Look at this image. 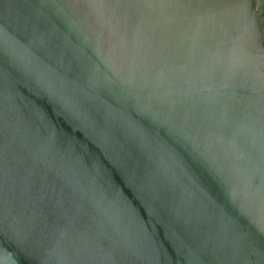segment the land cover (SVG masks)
Segmentation results:
<instances>
[{
  "label": "water",
  "instance_id": "water-1",
  "mask_svg": "<svg viewBox=\"0 0 264 264\" xmlns=\"http://www.w3.org/2000/svg\"><path fill=\"white\" fill-rule=\"evenodd\" d=\"M260 0H0V264H264Z\"/></svg>",
  "mask_w": 264,
  "mask_h": 264
},
{
  "label": "trees",
  "instance_id": "trees-1",
  "mask_svg": "<svg viewBox=\"0 0 264 264\" xmlns=\"http://www.w3.org/2000/svg\"><path fill=\"white\" fill-rule=\"evenodd\" d=\"M259 14L261 17L262 24L264 25V0H261Z\"/></svg>",
  "mask_w": 264,
  "mask_h": 264
},
{
  "label": "flooded vegetation",
  "instance_id": "flooded-vegetation-1",
  "mask_svg": "<svg viewBox=\"0 0 264 264\" xmlns=\"http://www.w3.org/2000/svg\"><path fill=\"white\" fill-rule=\"evenodd\" d=\"M260 3H261V0H260Z\"/></svg>",
  "mask_w": 264,
  "mask_h": 264
}]
</instances>
